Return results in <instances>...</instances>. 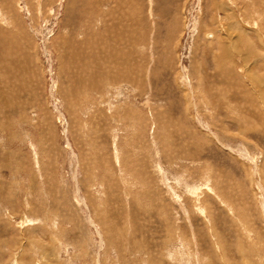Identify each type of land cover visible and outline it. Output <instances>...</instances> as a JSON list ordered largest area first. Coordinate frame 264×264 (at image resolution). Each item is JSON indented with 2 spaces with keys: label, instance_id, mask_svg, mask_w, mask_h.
<instances>
[{
  "label": "rangeland",
  "instance_id": "1",
  "mask_svg": "<svg viewBox=\"0 0 264 264\" xmlns=\"http://www.w3.org/2000/svg\"><path fill=\"white\" fill-rule=\"evenodd\" d=\"M0 264H264V0H0Z\"/></svg>",
  "mask_w": 264,
  "mask_h": 264
},
{
  "label": "bare ground",
  "instance_id": "2",
  "mask_svg": "<svg viewBox=\"0 0 264 264\" xmlns=\"http://www.w3.org/2000/svg\"><path fill=\"white\" fill-rule=\"evenodd\" d=\"M95 43V42H94ZM96 44V43H95ZM73 55V54H72ZM195 188V187H194ZM194 190V189H193ZM15 253V252H14Z\"/></svg>",
  "mask_w": 264,
  "mask_h": 264
}]
</instances>
